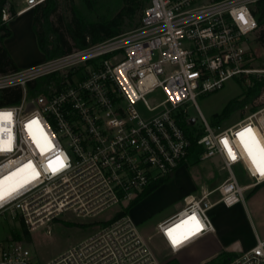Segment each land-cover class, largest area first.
<instances>
[{
	"label": "built area",
	"instance_id": "obj_1",
	"mask_svg": "<svg viewBox=\"0 0 264 264\" xmlns=\"http://www.w3.org/2000/svg\"><path fill=\"white\" fill-rule=\"evenodd\" d=\"M44 1L23 0L19 7L7 1L1 24ZM261 1L149 0L129 32L0 75V113L12 114L0 125L6 129L0 146L10 149L0 151V217L28 234L68 216L103 223L42 264H164L129 213L113 217L192 156L219 158L226 177L214 189L185 198L155 225V237L172 255L214 231L215 208L243 203L245 192L264 183L237 135L250 128L244 136L264 148V103L223 127L208 123L195 102L230 79L263 78L264 68L249 64L248 46ZM45 77L41 91L30 94L27 84ZM4 90H18V100L1 103ZM157 90L163 98L151 106L146 97ZM190 106L199 114L198 125ZM234 168L247 183L239 182ZM185 220L183 229L174 230ZM187 233L191 237L184 240ZM24 244L0 241V264H38ZM237 253L228 264H264V240Z\"/></svg>",
	"mask_w": 264,
	"mask_h": 264
},
{
	"label": "rangeland",
	"instance_id": "obj_2",
	"mask_svg": "<svg viewBox=\"0 0 264 264\" xmlns=\"http://www.w3.org/2000/svg\"><path fill=\"white\" fill-rule=\"evenodd\" d=\"M9 2L13 7H19L23 0H9ZM74 2L78 4V0H74ZM140 15H137L132 21L126 22L124 32H129L139 25ZM32 18L33 10L17 18L18 24L13 28L12 44H7L10 56L19 67L35 61L34 65H36L44 59L41 57L38 45L34 41L35 35L30 27ZM50 18L54 27L59 28L60 31L64 30V19L69 18L68 7L64 0H60L57 11ZM262 30H264V20L257 26V30L250 37L248 44L252 57L249 64L253 69L264 68V48L260 47L256 41L259 32ZM19 34L22 37L23 42L21 41V43L23 44H18L19 42L16 40ZM261 76L264 77V73ZM241 90L242 85L239 78L230 79L224 83L220 90L198 96L195 99L196 106L203 118L211 123L212 117L219 114L230 100L239 96ZM162 98L161 92L157 90L147 96L146 100L149 105L153 106ZM263 103L264 90L254 101V105L259 106ZM249 108V106H246L243 112L232 113L229 118L220 123L223 127L236 123L249 113ZM189 115L196 119V125L200 124L199 114L193 106L189 107ZM221 166L222 162L217 157L205 161H196L195 156H192L188 159L184 168L178 169L172 175L168 180L169 182L167 181L164 186L158 188L129 211L141 234L146 238H151L149 242L163 263L173 259L178 264H204L216 256L211 257L215 249V242L211 239H203L178 254L172 255L165 245L155 237L154 228L158 222L176 213L182 207L185 198L198 197L202 190H212L219 185L226 177V173L221 169ZM234 172L241 184L247 183V180L241 174H238L237 168H234ZM250 192L244 193V203L238 205L240 210L234 212L236 216L228 213L229 220L232 221L230 225L234 227V234L245 247H252L257 236L259 240L264 239V185L254 193L255 195L253 194L254 196L248 197ZM86 223H89V221L84 222L68 216L66 220L51 225L48 228L49 232H47L46 227L32 231L29 234L30 240L25 241L24 246L30 251L34 262L38 264L45 263L84 239L91 232L93 226L83 228L77 226V224ZM11 226H13V230L19 227L15 222L11 223L9 218L0 217V241L10 239Z\"/></svg>",
	"mask_w": 264,
	"mask_h": 264
},
{
	"label": "trees",
	"instance_id": "obj_3",
	"mask_svg": "<svg viewBox=\"0 0 264 264\" xmlns=\"http://www.w3.org/2000/svg\"><path fill=\"white\" fill-rule=\"evenodd\" d=\"M9 0H0V12L4 4ZM149 0H64L69 11V18L64 19V30L54 27L51 16L55 14L59 7L60 0H45L37 5L33 10L32 31L35 34L38 49L45 55L46 59L62 56L73 49L84 48L91 44H98L105 40L113 39L124 33L126 22L132 21L137 15H140L143 8ZM257 24L260 25L264 20V1L257 5L255 14ZM11 31L7 25H2L0 20V75H6L18 71L13 63L9 53L3 45V40L10 37ZM257 43L264 48V30L260 31ZM72 44V45H69ZM48 78H41L27 84L30 94L40 92L42 86L48 82ZM242 90L241 94L230 100L219 114L212 117L211 124L217 125L226 120L234 112H243L246 106L249 111L257 106L254 101L264 90V77L239 78ZM19 98L18 90H4L1 93V103L12 104ZM200 134V132H198ZM191 139V137H190ZM193 144V143H192ZM194 147V146H192ZM172 176L152 182L141 192L126 208L114 215L113 218L126 215L139 202L156 191ZM263 184L256 186L249 193L248 197L253 195ZM102 222H92L86 224H77L79 227H96L102 225ZM74 225V224H71ZM10 238L13 240L29 241L30 236L20 225L18 229L11 231ZM238 253L221 252L210 261L204 264H228L235 259ZM164 264H178L175 260H169Z\"/></svg>",
	"mask_w": 264,
	"mask_h": 264
},
{
	"label": "crops",
	"instance_id": "obj_4",
	"mask_svg": "<svg viewBox=\"0 0 264 264\" xmlns=\"http://www.w3.org/2000/svg\"><path fill=\"white\" fill-rule=\"evenodd\" d=\"M27 13H29V12H27ZM16 24H18V19L17 18H15L14 20H12L11 22H9L7 24L8 29L11 31V35H10V37L5 38L3 40V45L6 48L8 53H9V49L7 48L8 47L7 44H12L11 39L14 37L13 36L14 35L13 28L15 27ZM31 24H32V19L30 20V27H31ZM31 29H32V27H31ZM21 38L22 37L19 34V37H17V39H16L19 42L18 44H23V43H21V41H22ZM34 41H35V44H37L36 37H35ZM40 54H41V57L44 58L43 60H45L46 59L45 55L42 54L41 52H40ZM11 59H12V57H11ZM12 61H13V63H15L13 59H12ZM35 62H30V63H27V64H25L23 66H20V67L17 66L16 63H15V66L18 69L24 68V67L27 68V67H30V66L34 65ZM185 165L186 164H184L180 168L181 169L184 168ZM180 168H178V169H180ZM177 170L175 172H177ZM166 183H164L162 186H164ZM239 210H240V207L238 205H236V206H234L232 208L217 207V208H215L212 211L210 217H211V221H212V224H213V227H214V231L199 240V241H201L203 239L214 240L215 249H214L211 257H214L215 255L217 256L221 252H234V253H237V252L245 251V250L251 248V247L243 246V244L237 239L236 235L234 234V231H233L234 227H232L230 225L232 221L229 220L230 216H228V213H230L232 215H235L234 212H239ZM229 225H230V227H229ZM256 239H259L258 236L256 237ZM199 241H197V242H199ZM197 242H195V243H197Z\"/></svg>",
	"mask_w": 264,
	"mask_h": 264
},
{
	"label": "snow or ice",
	"instance_id": "obj_5",
	"mask_svg": "<svg viewBox=\"0 0 264 264\" xmlns=\"http://www.w3.org/2000/svg\"><path fill=\"white\" fill-rule=\"evenodd\" d=\"M241 19H243V17H241ZM11 116H12L11 113H0V125H2L5 120L10 119ZM35 123H36V121H30L29 122V124H35ZM5 130L6 129H4L3 127H0V132H3ZM250 132H251V129L250 128H246L244 130V132L238 133L237 135L240 136V137H243L245 133H250ZM256 143L258 144V141ZM0 145H2V142H0ZM5 150H10V149H5L4 147L0 146V151H5ZM246 150L249 151V156L252 159V162L255 165L257 172H259V174L261 176H264V148L259 149V154H260V159L259 160L257 159L256 156H253L252 151L247 148V145H246ZM233 158H235V157H233ZM2 184H3V182L0 181V200H2L4 198V192H3ZM171 231L172 230L169 229V233ZM176 243H178V241L173 240V244L175 245Z\"/></svg>",
	"mask_w": 264,
	"mask_h": 264
},
{
	"label": "bare ground",
	"instance_id": "obj_6",
	"mask_svg": "<svg viewBox=\"0 0 264 264\" xmlns=\"http://www.w3.org/2000/svg\"><path fill=\"white\" fill-rule=\"evenodd\" d=\"M28 12H29V11H28ZM250 138H251V136H248V137H246V136L240 137V136H239V142H240L241 150H242L244 156H245V157L247 158V160L249 161V164H250L251 166H255V165L253 164V162H252V159H251L250 156H249V151L246 150V145H247V148H248L249 150L252 151L253 156H256L257 159H260L259 148L255 146V144H256L255 141H254L253 139H250ZM242 141H243V142H242ZM255 147L257 148V150L254 149ZM258 156H259V158H258ZM2 186H3V185H2ZM187 224H188V221H187V220H185V221H183V222L178 221V222H176V226H175L174 230H180V229H183ZM190 237H191V235H189V233H187V234L184 235V238H183V239H184V240H187V239H189ZM175 241H176V240H175Z\"/></svg>",
	"mask_w": 264,
	"mask_h": 264
}]
</instances>
